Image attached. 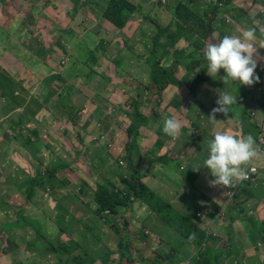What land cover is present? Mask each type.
Masks as SVG:
<instances>
[{
	"label": "rangeland",
	"instance_id": "374dc122",
	"mask_svg": "<svg viewBox=\"0 0 264 264\" xmlns=\"http://www.w3.org/2000/svg\"><path fill=\"white\" fill-rule=\"evenodd\" d=\"M103 1L0 0V15H4L1 19L4 20L10 12L13 15L8 28L0 22V96L10 102V99L15 101L13 104H2L1 101L0 117L4 118L5 115H10L5 117L6 119L15 117L14 105L23 106L26 100H22V97L31 96V91L37 89L32 95L31 100L34 98L32 103L26 107L32 118L24 116L19 117L20 122L6 121L9 124L7 129L15 136L11 141L0 144V152L6 149L3 144L8 146L16 139L21 147L16 151L18 152L16 160L11 157L12 151L10 154L5 151L0 155V169L3 173V176L0 173L2 177L0 180L3 181L0 185V212L5 214L10 207L12 209L6 211V216L11 217L25 208V217L35 223L32 226L27 224L28 221H23V215L18 213L22 225L27 224L30 227L26 228V236L34 242L31 243L30 240L31 244L21 249L22 255L12 256V260L15 262V258H18L20 264H57L58 256H55L52 249H48L47 243L43 245L47 239L55 242V246L71 245L69 247L73 249L76 247L73 250L75 257L70 255L67 258L65 254V258L70 261L72 257V261L78 264L77 261L80 260L84 261V264H89L90 261L94 264H102V261L104 264H168L167 257L176 255L178 259L172 264H179V261L180 264H192L188 251H194L197 246L193 245L194 248L188 246L191 244L186 242L183 236L169 223H162L142 201L133 198L129 207L120 208L118 215L105 213L100 217L94 212L97 209L94 196L98 186L107 185L108 188H112L111 183H108L112 181L114 186L124 190L118 173L124 171L128 173V168H131V172L137 174V168L144 165L140 134L144 125H141L140 116L133 106L134 100H138L139 111L150 118L149 125L147 124L144 131L157 136L150 147L153 165L150 166L151 170L147 167L146 172L154 176L149 182L150 188L158 190L155 183L159 184V177L162 175L165 178L170 177L164 183V190L157 194L167 202L178 201L171 202L175 216L182 215L199 222L205 232L210 234L207 235V242L202 247L210 250V255H214L212 251L216 248L208 242L212 239V234L219 237L221 233L232 239L229 245L234 250L215 258L218 264H229V258L233 257L236 248L241 246L251 252L255 246L254 237L261 239L262 235L254 233L250 240L245 227L233 229L232 234H229L228 226L220 221L225 217V210L227 208L232 210L230 213L227 211L229 222L233 211L241 212V208L237 207L239 200L243 202V208L254 210L249 216H257L260 219L264 216V182L254 188L258 194L254 193V196L247 200H245L248 198L247 194L244 193L246 187L237 195L230 197L221 187H209L210 174L203 168V161L207 158L206 145L215 132L226 131L236 136L242 132L241 129L234 128L233 116L238 115L239 111L233 112L232 108H239L237 105H233L227 115L215 114V119L221 121L219 128H214L209 118L212 108L216 107L217 90L233 94L236 92L231 84H224L217 78L214 83L218 86L210 95L199 98L197 93L198 97L192 100L186 96L185 90L181 93L184 97L182 98L178 97V87H175L169 94L170 98L175 96L172 101L156 107L154 105L156 93L149 94L142 84L149 83L148 73H144L148 70L137 61L133 64L132 60L133 65L127 68L131 75L127 73L126 68L123 69L128 75L126 82L113 80L108 71L114 73L112 65L116 63L119 71L121 60L128 59L131 52L128 46H125L126 39H118L120 33L115 34L105 26L107 19L97 18L98 8L106 11ZM136 1L138 0L131 2ZM201 1L209 3L211 0ZM169 2L168 0L164 5L159 1L161 6H167ZM9 4L17 6L16 11L20 10L21 14H16L15 9L13 10L16 13L8 10ZM144 4L148 10L147 2ZM172 7L173 3L168 6L169 12ZM132 18L130 23H136L140 19L137 13H133ZM229 19L231 21L229 20L227 27L231 30L228 31V35H232L239 26L231 16ZM242 24L248 27V21L243 20ZM218 35L216 32L215 36ZM127 40H129L127 43L134 47L135 43L143 40V37L141 33L133 32L129 34ZM187 44L182 41L181 47ZM26 46L31 50L29 51ZM44 48H47L48 53H52L51 56L41 57ZM147 52L144 47L142 53L145 59ZM98 55L100 58H95ZM103 57L110 59L108 65H105L107 61ZM62 59L65 60L63 64ZM95 68L101 75L96 76ZM184 74L183 68L178 71V82H181L180 78H184ZM63 76L70 79L68 82L63 80L62 84ZM259 85V82L254 83L250 88L255 89V86ZM259 89L256 93L260 92ZM205 92H208V89H205ZM37 94H40L41 98H35ZM248 99L250 97L247 96L246 100ZM199 108H204V112ZM187 110L192 111L194 115L192 116L190 112L187 114ZM172 116H178L184 125L178 139H173L162 131L165 118ZM246 116L247 114H244V117ZM254 117H258V114ZM132 125L138 129L137 137L134 136L137 130L131 129ZM4 131L0 132V136ZM41 135L50 137L44 146L38 142L42 139ZM179 139H183L184 143L180 153L189 146L186 153L196 151L195 158L200 157L197 161L187 162L186 159L175 158L174 153L178 150V145L169 148L167 143ZM40 147L42 150L45 147L48 151L44 150L43 155L40 153ZM131 152L133 155L130 162L127 156ZM259 160L260 158L259 171L264 174V158ZM120 162L124 164L121 165ZM149 164L150 162H147L145 165ZM196 166H200L201 169L193 171L192 168ZM182 167L185 169L181 170ZM55 168L57 173L54 171L53 179L45 180L44 185L31 187L30 177L42 174L44 178L45 174ZM127 176L130 180L133 179L130 174ZM254 183H258L257 180ZM213 188L219 191L218 196ZM4 189L8 194L2 197L5 194L2 192ZM12 189L17 193L14 197H9ZM26 190L27 193L29 190L34 193L30 201L24 194ZM15 229V225L0 224V234L2 231L7 234L11 230L9 238L16 234ZM253 230L254 228L250 233H253ZM235 233L243 234L241 243L240 236H235ZM125 234L132 235L125 238L129 247L136 252L131 250V256L126 250H121L125 246L123 244H126L123 239ZM35 242L43 245V249L37 248ZM263 243L261 240L260 244H257L260 245L259 255L262 253ZM130 257L133 258V262H130ZM210 261L214 262V257L211 256Z\"/></svg>",
	"mask_w": 264,
	"mask_h": 264
},
{
	"label": "trees",
	"instance_id": "16d2710c",
	"mask_svg": "<svg viewBox=\"0 0 264 264\" xmlns=\"http://www.w3.org/2000/svg\"><path fill=\"white\" fill-rule=\"evenodd\" d=\"M160 2L163 3V1ZM215 2L216 1H211L209 3L202 4L201 0H199L198 3H195L192 0H181L179 1V5L175 11V13H177L178 19H173V21L167 25H163L159 20L150 17L151 22L153 24H156V31L152 35L153 44L152 47L148 50V54H151V56L147 58V60H145V64H141L140 66L148 70L149 83L146 84L142 82V84L146 87V90L149 94L152 92L156 93L157 99L155 100L154 104L156 107H161L164 103V100L167 101L169 99V93L175 87H178V95L180 97H183L180 93L183 92L181 88L185 85L186 96L193 100L194 97H198L197 93L200 94L202 92L204 88V86L202 85L210 81L209 75L206 74V61L203 57V51L199 50L198 44L204 39H207L209 35L215 30L216 25L214 23L219 21L216 20L215 11H217L218 9L222 11V9L228 7L225 6L224 8H222L218 5V2ZM103 3L105 4L104 9H106V11H104V17L109 20L113 25H115L116 29L119 30L125 29L127 27L128 22L132 18V15L133 13H135L137 8L135 4L129 0H104ZM18 6L21 7V5ZM16 7L17 6L13 4H9L7 9L12 10L14 13H16ZM4 9H6V7H4ZM13 9H15L16 12ZM210 11H213V15H210ZM19 12L20 10L16 14H18ZM3 16L4 15H0V22L3 23L6 28H8L10 26V23L12 22L13 15L10 12L4 20L1 19V17ZM183 39H186L189 44L185 48H182L181 46L180 48H178V42ZM90 55H95V53H90ZM132 55L138 57V54L136 52H133ZM113 66L118 67L117 63L116 65L113 64L112 67ZM182 68L185 70V75L184 78L181 79V82H178L177 73ZM113 71L114 73L112 72V74L114 75V77H116L117 75H115V72L118 71L116 69H113ZM126 81L127 78L125 82ZM139 94L142 95V92L139 91ZM10 100L12 103L9 100L4 99L2 96H0V102L3 101L4 104H13L15 102L13 99ZM30 104L27 105V108L30 106ZM138 104V100H134L133 106L134 108H136L138 116H140L141 125L147 127L149 125L150 118L148 116H144L139 111ZM14 108H16L15 105ZM131 129L136 128L132 125ZM253 129L258 128L255 127ZM136 130V134L134 135L135 137H137L138 134V129ZM244 132V136L250 134L252 137H254L258 147H261L264 150V144L260 142L261 135L259 134L258 130L252 132L249 129H245ZM130 136L132 135L130 134ZM54 171L57 173V168L53 169L52 172H48L47 174H45L43 176L44 178H42V174L41 176L38 175L33 178L30 177L32 179L30 180L31 187L32 185H44L45 180L53 179L55 175ZM128 174H130L133 179L130 180L129 177L125 174V171L123 173H118L120 184L125 187L124 190L118 189L116 185H113L112 181H108V183H111L112 188H108L107 185H100L97 187L94 196L97 203V209H95L94 211L95 215L100 217H102V215L105 213L108 215H118L120 208L129 207V205L133 201V198H135L136 200H140L144 204H146L147 207L159 217L162 223H169L178 234L185 238L186 242L191 245L197 246L192 256H190L192 263L218 264L216 262V259L219 255H222L224 252L225 254H229L231 251L234 250L233 248H225V251L222 249H215V251H212L214 252V255H210V250H207V248H202L203 245H205L207 242V233L201 227L199 222L193 221L186 216H175V214L173 213L174 209L171 205V201H165L161 198L160 195H158L159 192H156L155 190L151 189L143 181L145 176H142L141 173H137L138 175L134 172L132 173L131 168H128ZM257 182L258 183L248 182L241 188L240 191H243V189L246 187L244 193L247 194L248 198H246L245 200L253 197L254 193L258 194L257 190H254V188L257 186V184L264 182V179ZM2 192L5 193L2 197H5L6 194H8L5 189ZM24 194L26 195V199L28 201H30L34 195L32 190H29L28 193L26 190ZM242 203V201L238 200L237 207L241 208V212L239 210L233 211L232 215L230 214V223L224 225L229 227L230 225L234 224L237 220H245V223H243V225H246L248 233H250V231L254 228L253 233H250L251 238L254 236V233L258 232L262 235L261 239L264 241V220H261L257 216H249L250 213L254 210L251 209L250 211H246V209L242 207ZM227 211L228 213H230L232 210H228L227 208ZM20 214L23 215V219H26L25 208L21 209L19 215ZM106 219L109 220V218ZM233 219L234 221L231 222V220ZM247 224L249 226H247ZM116 227L119 226L116 224ZM231 229L233 228L231 227ZM127 236L131 237L132 235L126 234L123 239H125ZM255 239L256 236L254 237V240ZM46 243L48 244V249H52L53 252L58 256L60 264H66L67 260L64 257V254L68 253L69 255H73L72 257H75L76 255L73 254L74 249L70 248L67 245H64L63 247L59 248L55 246L54 242L45 241L43 245H45ZM123 245L125 246L121 250H126L130 255L131 250H133L132 247H129V244L127 242ZM211 256L214 257V262L210 261ZM72 257L71 260L68 262L71 264H78L72 261ZM167 259L175 260L176 258L175 256H168ZM77 262H79V264H84V261L82 260ZM130 262H133V258H131Z\"/></svg>",
	"mask_w": 264,
	"mask_h": 264
},
{
	"label": "crops",
	"instance_id": "0c3cea01",
	"mask_svg": "<svg viewBox=\"0 0 264 264\" xmlns=\"http://www.w3.org/2000/svg\"><path fill=\"white\" fill-rule=\"evenodd\" d=\"M1 1H3V0H1ZM131 1H133V0H131ZM152 1H153L152 3H151V0H138V1L134 2L136 4L135 6L137 7L135 13L138 14L140 19L137 20L136 23L135 22L130 23L131 20L133 19L132 18L130 20V22H128V25L125 29H122V30L116 29V26L113 25L109 20H107V23H105V26H107V28L112 30L115 34L120 33V38L117 37L118 39H126V45L125 46H128V48L130 49V52H131V55L128 59L124 58L121 60V67H120L118 72H115V75H117L115 78H114V75L112 74V72L110 70L108 71L109 75L113 76L112 77L113 80L125 81L127 78V74L123 70L124 68L127 69L128 68L127 66H132L135 63V61H137L138 64L139 63L145 64L146 63L145 60H147V58H149L151 56V54H148V52H147V58L145 59L144 54L142 53V50L144 47L146 48L147 51L152 47V44H153L152 35L156 31V24H153L151 22L150 17H152L156 20H159L161 22V24H163V25H167V24L171 23L173 21V19L174 20L178 19L177 13H175V11L179 5V1H181V0H179V1L177 0L176 2H175V0H169L170 2L167 6H161V3H159V1H161V0H152ZM182 1H187V0H182ZM192 1L195 3L196 2L198 3L197 0H192ZM211 1H216L215 3L218 2V0H211ZM144 2H147L148 10H146ZM167 3H164V5H166ZM172 3H173V7H172L171 12H169L168 6H170ZM184 3H188V2H184ZM201 3L205 4L202 1H201ZM150 5H151V7H149ZM96 11H97V14H96L97 18H99V17L104 18V12L100 8H98V10H96ZM226 11H227V13H224L223 11H221L219 9L217 11H215L216 20H219V22L223 23L224 21H229V16H231L233 18V20H235L237 25L239 26V28L235 29L236 31H234V33L232 35H238L244 30H247L249 28H255L256 29V35H257V41L264 40V0H231L230 6L226 9ZM210 15H213V11H210ZM250 17H251V19H250ZM243 20L245 22L248 21V27L245 24H242ZM252 20H254V21H252ZM227 23H230V22H227ZM108 24H111L114 27H112ZM214 24H216V23H214ZM231 24H233L235 26L234 23H231ZM226 29H227V33L224 32L222 34H219L218 36H215V34H214V36H212V37L209 36L207 39H204L202 42H199V44H198L199 50L203 51L208 43L218 42L225 35H228V31L231 29L228 27ZM133 32L141 33V35L143 37V40L138 42V43H135L134 47H132L130 45V43H127V42H129V40H127L129 38V34L133 33ZM182 41L187 42L186 39L179 41L178 45H177L178 48H180ZM119 42L122 45L121 40ZM52 43L53 42H51V44ZM185 47H182V48H185ZM26 48L29 51L31 50L27 46H26ZM46 49L47 48H44V50H42V52H41V57H43V58H47V57L51 56V54H52V53H48L46 51ZM258 51H259L261 56H264V49H258ZM133 52H136L138 54V57H135L134 55L132 56ZM95 58H100V57L98 55ZM103 58H106L107 62L105 63V65H108L110 63V59L107 57H103ZM56 60H58V59H56ZM132 60H133V64L131 63ZM114 69L117 70V67L114 66ZM95 73H96V76L101 75L99 72L96 71V68H95ZM118 73H119V75H118ZM127 73H128V69H127ZM144 73H148V72H144ZM255 73H256V75L259 76V83H260L259 86H255V89L250 88L249 86L238 85V84H236V82H233V85H232L233 90L237 94H239L237 96V106L239 108H232L233 112H234V110L239 111L238 115L233 116L234 122H235L234 128H235V130L241 129L242 132L240 135H243V132L245 129H249L252 132H255L256 130H258L261 137L264 138V84H263L264 83V63H258V66L255 70ZM223 75H224V73H223V70L221 69L218 72L217 77L212 78L211 76H209L210 81L208 83H205L202 85V86H204V88H203L202 92L199 94V98L202 96H205V95H210V92H214V90L218 86L217 83H214V82H216L215 79H217ZM177 76H178V73H177ZM69 79L70 78H68V77L64 78V76H63L62 84H63V80L68 82L67 80H69ZM180 79H183V77H181ZM220 81H222V80L220 79ZM219 85H223V84H219ZM205 89H208V92H205ZM258 89L260 90V92L256 93V91H258ZM181 90L183 91L182 93H184L185 85L181 88ZM36 91H37V89H34L33 91H31L32 95ZM32 95L22 97V100H24V101L26 100V102L23 106H16L17 108H15L16 109L15 117H12V118L10 117L8 119H6L5 117L10 116V115H5L4 118L0 117V132L5 130L2 133V135L0 136V144L2 142L5 143L7 141H11L13 136H15L13 133H11L12 131L10 129H7L9 124H7L6 121H8L9 123H11L12 121L16 122L17 120H19V117L24 118V116H26L27 118H32L31 116H29V114L26 111L27 105H29L32 101L31 100ZM247 96L250 97V99L246 100ZM174 97H172V98L169 97V99L167 101L164 100L163 105H165V102L167 103L169 101H172V99ZM178 97H179V95H178ZM35 98H41L40 94H37V96ZM182 98H184V97H182ZM244 101H246V103H244ZM22 103H24V102H22ZM0 104H1V102H0ZM2 104H4V102ZM241 108H242V112L240 113ZM199 109L204 112V108H199ZM183 111H184V108H183ZM188 112H190L192 114V116L194 115V113L192 111L187 110V114H188ZM233 112H232V114H233ZM244 114H247V116L244 117ZM256 114H258V117L255 118L254 116ZM201 120H202V118L200 119V121ZM216 120H217V122L214 124V128L221 127V121L218 119H216ZM260 121H262V122H260ZM18 122H20V120ZM210 123H212L211 120H210ZM191 127H193V126H191ZM255 127H257L258 129H253ZM144 129H146V127H143V130H141V132H140L142 152L144 153L142 156V158L144 160V165L141 166V168L140 167L137 168V173L144 174L145 178L143 179V181L149 186V182L151 181V179H153L154 176L151 174H147L146 172L148 170L147 167H150L153 165L154 160L150 156V152H151L150 147L155 142V139L157 136H155L154 134H151L150 132H145ZM76 130L79 131L78 129H76ZM84 135H87V134H84ZM240 135H238V136H240ZM248 135H250V134H248ZM40 137L47 141L46 142L45 140L39 139V140L43 141V142H40L38 140V142L42 143L43 146H44V144L48 143V140H50V137H46V136H42V135ZM170 141H172V140H170ZM17 142H18V140L16 139L11 144H9L8 146L3 144L4 147H6V149H4V151H1L0 155H2L3 152H5V151L8 152V154H10V152L12 151L11 157L13 160H16L15 156L18 153L16 151L18 149H21L20 144ZM167 144L169 145V148H173V146L178 145V150L174 153L175 158L177 160L178 159L179 160L180 159H186V161L188 162L189 160H193V161L196 160L197 161L200 158V157L195 158L194 155H195L196 151L186 153V151L189 149V146H187V148L182 153H180L181 148L184 144L183 139H181V140L179 139L176 142H168ZM52 145L54 146V144H52ZM40 149H41V147H40ZM44 150H46L45 147L43 150L41 149V152H40L43 155L45 153ZM59 150H60V148H59ZM14 151H15V153H14ZM20 151L22 152V150H20ZM46 151H48V149ZM132 155H133V153L131 152L130 154L128 153V156H127V157H129L130 162H131ZM147 162H150V164L148 166L145 165ZM180 169L184 170L185 167H182ZM149 170H151V167ZM0 173H1V176H3L2 169H0ZM125 174L127 175L128 173L125 171ZM1 176H0V179L2 178ZM263 176H264V174L261 173V176L257 179V181L262 180ZM210 178H211V176L209 175V181H210ZM159 179H160L159 184L155 183V185L157 186L156 188L158 189V190H156L157 192H159L160 190H164L163 189L164 188L163 186L165 185L164 183H165V181H167V179H170V177L165 178L162 175L161 178L159 177ZM255 181H253V182H255ZM2 184H3V181L0 180V185H2ZM213 190L216 192V195L218 196L219 191L216 188H213ZM15 193H17L15 191V189L14 190L12 189L9 197H14ZM171 202L176 203L178 201H171ZM11 209L12 208L9 207V209H7L6 211H9ZM250 210H246V211H250ZM6 211H5V214H2L0 212V224H3V225L8 224L9 226L15 225L16 226V229H15L16 234L14 236H12L11 238H9L11 230L7 234H4L5 231L1 232V234H0V236H1L0 237V264H20V261L18 260V258H15V262H14L12 260V256H15V255H16V257L21 256L22 255V254H20L22 251L21 249L24 247H28L29 244L34 242L33 239H30L29 236H26V228H30L27 224L32 226L35 223L28 221L29 218L26 217V219H22V220L23 221L27 220L28 223L22 225V222L19 220V215H18V213L20 211L16 212V214L14 216H11V217L6 216ZM228 219H229V215L227 214V209H226L225 210V217L223 219H221L220 221L223 222V225L229 224L230 222L227 221ZM261 220H264V216L261 217ZM244 221L245 220H241V221L237 220L234 224L230 225L228 227V233L232 234L231 231L233 229H236V228H244L245 227V229H246V225L245 224L243 225V223H245ZM16 224H18V225H16ZM247 226H249V225L247 224ZM231 227L233 229H231ZM246 232L248 234V237L250 238V235H249L247 229H246ZM39 235L42 238H44V235L41 232H39ZM238 235L240 236V243H241L243 234L235 233V236L238 237ZM217 237L218 236L213 237L212 239H210L208 241V242H211L212 245H214L216 247L215 248L216 250H218V249L225 250V246L229 245L230 241L232 240L230 238H227L226 236H224L221 233H220L219 237L218 238ZM7 240H10V242L8 243ZM30 240H31V243L29 242ZM45 241L48 242L50 240L46 239ZM257 244H260V242H258ZM257 244H255V246L253 247V250L251 252H250V250H248V251L244 250L241 246L236 248L237 251L233 254V257L229 258V264H232V262H235V264H263V262H264V246L262 248V253L259 255L258 250H259L260 245H257ZM35 245L37 248H41L40 250L43 249L42 248L43 245L37 244L36 242H35ZM69 246H71V245H69ZM57 247H59V246H57ZM190 247L194 248L193 245H191ZM59 248H61V247H59ZM74 249H76V247H74ZM188 252H189L190 256H192V254L194 253V251H188ZM66 254H67V256H66L67 258L70 257V255L68 253H66ZM55 256H57V255L55 254ZM64 257H65V254H64ZM175 258H176L175 260H169L168 264L174 263L178 259V255H176ZM57 260H58L57 264H60L59 259H57ZM191 262H192V260H191ZM90 263L94 264L93 261H90L89 264ZM178 263H180V261ZM66 264H71V263L66 261ZM102 264H104L103 261H102ZM192 264H194V263H192Z\"/></svg>",
	"mask_w": 264,
	"mask_h": 264
},
{
	"label": "clouds",
	"instance_id": "9594fccd",
	"mask_svg": "<svg viewBox=\"0 0 264 264\" xmlns=\"http://www.w3.org/2000/svg\"><path fill=\"white\" fill-rule=\"evenodd\" d=\"M227 8L222 9V11L227 13ZM19 14L21 13L19 12ZM229 20L231 21V19ZM227 22L229 21L216 22V28L209 36L216 35V32L219 34L227 33ZM258 49H264V40L257 41L255 28L244 30L238 35H225L218 42H210L203 50V57L206 61V74L214 78L222 69L224 75L219 78L224 84L233 85V82H236L238 85L250 87L259 82V76L256 75L255 70L258 63H264V56L260 55ZM217 91L216 107L212 108L209 115L213 124L217 122L215 119L216 113L227 115L230 108L237 105L236 93L233 94L225 90ZM183 126L181 119L172 116L165 118L162 131L167 136L178 139ZM206 148L207 158L203 161V168H206L207 173L213 177L209 181V187L234 188L238 183L248 179V166L253 161L264 158V150L258 147L251 135L236 136L231 132L218 131L207 142ZM120 164L123 165L124 163L120 162ZM192 169L193 171H199L201 167L196 166ZM117 228L119 231L121 230L120 227ZM214 236L216 235L212 234L211 238ZM250 239H252L251 235ZM261 240L255 239L253 243L257 244ZM226 248L231 249V246L226 245ZM222 255L224 256L225 252Z\"/></svg>",
	"mask_w": 264,
	"mask_h": 264
},
{
	"label": "built area",
	"instance_id": "2783aa9c",
	"mask_svg": "<svg viewBox=\"0 0 264 264\" xmlns=\"http://www.w3.org/2000/svg\"><path fill=\"white\" fill-rule=\"evenodd\" d=\"M163 3H167L168 0H162ZM231 0H220L219 1V6L224 8L225 6H229ZM64 59L62 60V64L64 63ZM260 142L262 144H264V138L261 137V140ZM261 150H263L261 147H260ZM247 173H248V179L247 180H244L240 183H238L234 188H229V189H225L222 187V190L226 193L227 192V195H229L230 197L231 196H235L238 194V192L241 190V188L248 182H253L255 180H257L259 177H260V171H259V166H258V159L253 161L251 165L248 166L247 168ZM180 264V263H179Z\"/></svg>",
	"mask_w": 264,
	"mask_h": 264
}]
</instances>
